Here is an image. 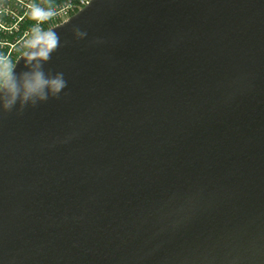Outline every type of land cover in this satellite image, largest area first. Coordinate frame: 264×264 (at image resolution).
I'll return each instance as SVG.
<instances>
[{"label":"water","instance_id":"95a60500","mask_svg":"<svg viewBox=\"0 0 264 264\" xmlns=\"http://www.w3.org/2000/svg\"><path fill=\"white\" fill-rule=\"evenodd\" d=\"M49 30L66 87L0 111V264H264V0H89Z\"/></svg>","mask_w":264,"mask_h":264},{"label":"clouds","instance_id":"9594fccd","mask_svg":"<svg viewBox=\"0 0 264 264\" xmlns=\"http://www.w3.org/2000/svg\"><path fill=\"white\" fill-rule=\"evenodd\" d=\"M28 15L35 23L23 41L21 55L15 62L0 56V111L3 112L10 111L17 103L21 106L35 104L46 100L49 95L58 96L66 87L63 73L50 76L42 70V62H46L59 45L56 32L42 26L54 12L33 4L29 5ZM85 35L76 30L77 37ZM21 58L29 70L17 74L14 69Z\"/></svg>","mask_w":264,"mask_h":264},{"label":"trees","instance_id":"16d2710c","mask_svg":"<svg viewBox=\"0 0 264 264\" xmlns=\"http://www.w3.org/2000/svg\"><path fill=\"white\" fill-rule=\"evenodd\" d=\"M76 0H0V56L13 59L23 49L26 39L35 21L31 20L29 5H39L51 9L54 15L43 23L45 27L57 16V11L75 3Z\"/></svg>","mask_w":264,"mask_h":264},{"label":"built area","instance_id":"2783aa9c","mask_svg":"<svg viewBox=\"0 0 264 264\" xmlns=\"http://www.w3.org/2000/svg\"><path fill=\"white\" fill-rule=\"evenodd\" d=\"M88 0H76L75 3L69 4L68 8L63 7L57 11V16L53 18L44 28H49L54 24H57L64 20L66 17H68L71 13H73L76 9L82 7L84 4H86ZM23 49H21L19 52L15 54L12 61L15 62L17 57L22 53Z\"/></svg>","mask_w":264,"mask_h":264}]
</instances>
